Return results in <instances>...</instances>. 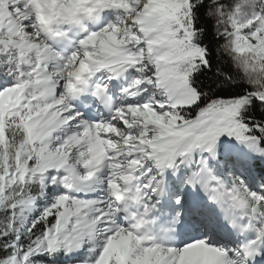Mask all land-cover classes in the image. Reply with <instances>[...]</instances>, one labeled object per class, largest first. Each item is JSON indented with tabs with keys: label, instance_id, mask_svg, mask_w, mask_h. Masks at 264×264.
Masks as SVG:
<instances>
[{
	"label": "snow or ice",
	"instance_id": "1",
	"mask_svg": "<svg viewBox=\"0 0 264 264\" xmlns=\"http://www.w3.org/2000/svg\"><path fill=\"white\" fill-rule=\"evenodd\" d=\"M0 264H264V0H0Z\"/></svg>",
	"mask_w": 264,
	"mask_h": 264
}]
</instances>
